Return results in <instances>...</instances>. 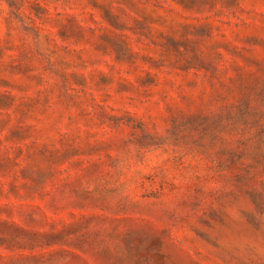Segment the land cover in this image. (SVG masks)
I'll use <instances>...</instances> for the list:
<instances>
[{"label":"rangeland","instance_id":"374dc122","mask_svg":"<svg viewBox=\"0 0 264 264\" xmlns=\"http://www.w3.org/2000/svg\"><path fill=\"white\" fill-rule=\"evenodd\" d=\"M0 264H264V0H0Z\"/></svg>","mask_w":264,"mask_h":264}]
</instances>
